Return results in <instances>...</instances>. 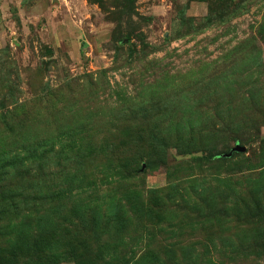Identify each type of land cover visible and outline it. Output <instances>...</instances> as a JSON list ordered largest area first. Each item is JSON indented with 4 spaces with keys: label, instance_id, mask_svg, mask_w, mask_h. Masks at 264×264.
I'll use <instances>...</instances> for the list:
<instances>
[{
    "label": "rangeland",
    "instance_id": "1",
    "mask_svg": "<svg viewBox=\"0 0 264 264\" xmlns=\"http://www.w3.org/2000/svg\"><path fill=\"white\" fill-rule=\"evenodd\" d=\"M0 264H264V0H8Z\"/></svg>",
    "mask_w": 264,
    "mask_h": 264
},
{
    "label": "crops",
    "instance_id": "2",
    "mask_svg": "<svg viewBox=\"0 0 264 264\" xmlns=\"http://www.w3.org/2000/svg\"><path fill=\"white\" fill-rule=\"evenodd\" d=\"M8 6V0H0V14L4 13L5 8ZM4 15V14H3ZM3 19V18H2Z\"/></svg>",
    "mask_w": 264,
    "mask_h": 264
},
{
    "label": "water",
    "instance_id": "3",
    "mask_svg": "<svg viewBox=\"0 0 264 264\" xmlns=\"http://www.w3.org/2000/svg\"><path fill=\"white\" fill-rule=\"evenodd\" d=\"M234 152H245V148L237 147L232 151V153Z\"/></svg>",
    "mask_w": 264,
    "mask_h": 264
}]
</instances>
